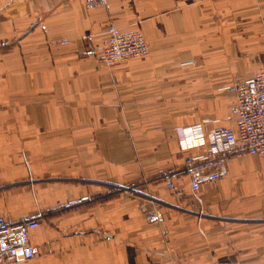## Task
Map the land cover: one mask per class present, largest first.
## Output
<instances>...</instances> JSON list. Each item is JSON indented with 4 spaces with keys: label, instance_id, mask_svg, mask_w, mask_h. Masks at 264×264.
<instances>
[{
    "label": "crops",
    "instance_id": "crops-1",
    "mask_svg": "<svg viewBox=\"0 0 264 264\" xmlns=\"http://www.w3.org/2000/svg\"><path fill=\"white\" fill-rule=\"evenodd\" d=\"M111 24L148 58L102 62ZM261 68L264 0H0V217L40 221L15 264H264V156L192 192L178 134L233 127Z\"/></svg>",
    "mask_w": 264,
    "mask_h": 264
},
{
    "label": "built area",
    "instance_id": "built-area-1",
    "mask_svg": "<svg viewBox=\"0 0 264 264\" xmlns=\"http://www.w3.org/2000/svg\"><path fill=\"white\" fill-rule=\"evenodd\" d=\"M108 35L101 60L109 66L146 59L150 55L148 40L140 31H125L111 24ZM229 90L235 100L233 127L209 129L197 125L178 128L183 148L199 144L206 147L204 153L184 160L183 169L192 192L202 185L229 177L230 164L235 159L247 155L264 156V68L251 77L235 80ZM164 178L167 189L179 190L172 176ZM149 218L154 221L156 216L152 214ZM39 225L37 218L22 217L12 222L0 217V264H15L34 258L36 251L30 232Z\"/></svg>",
    "mask_w": 264,
    "mask_h": 264
},
{
    "label": "rangeland",
    "instance_id": "rangeland-1",
    "mask_svg": "<svg viewBox=\"0 0 264 264\" xmlns=\"http://www.w3.org/2000/svg\"><path fill=\"white\" fill-rule=\"evenodd\" d=\"M136 187H139V186L127 185V191L135 190Z\"/></svg>",
    "mask_w": 264,
    "mask_h": 264
}]
</instances>
